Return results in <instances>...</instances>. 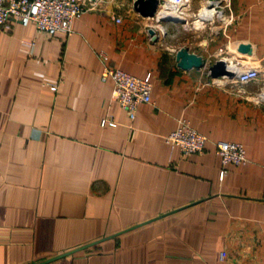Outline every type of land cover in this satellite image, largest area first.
Here are the masks:
<instances>
[{
	"label": "crops",
	"instance_id": "obj_1",
	"mask_svg": "<svg viewBox=\"0 0 264 264\" xmlns=\"http://www.w3.org/2000/svg\"><path fill=\"white\" fill-rule=\"evenodd\" d=\"M95 1L70 36L0 29V264H264V0H184L176 23ZM181 49L204 67L180 70ZM99 53L150 74L132 121ZM219 61L258 79H211ZM179 120L208 140L202 154L165 144ZM217 142L241 144L246 164L222 168Z\"/></svg>",
	"mask_w": 264,
	"mask_h": 264
},
{
	"label": "built area",
	"instance_id": "obj_2",
	"mask_svg": "<svg viewBox=\"0 0 264 264\" xmlns=\"http://www.w3.org/2000/svg\"><path fill=\"white\" fill-rule=\"evenodd\" d=\"M95 5V0H0V29L11 28L13 24L24 27L34 24L38 32L50 38L59 33L70 36L73 33L74 22L87 11L94 9ZM184 6V0H158L157 11L152 20L157 23L161 18L168 16L181 19ZM206 9L221 13V7L212 6L211 1H207ZM157 31L163 34L161 27H158ZM98 58L103 64L101 79L113 82L114 101L132 121L139 105L152 104L150 74L143 79L135 78L120 69L111 67L104 53H99ZM235 76L240 85H247L258 79V71L236 70ZM102 124L114 125L106 120ZM207 141L203 135L193 130L186 120H179L177 128L164 139L171 150L177 149L183 156L202 154ZM213 146L222 168L246 164V152L241 144L217 142ZM223 176L222 171L221 179ZM224 257L225 254L221 253L220 259Z\"/></svg>",
	"mask_w": 264,
	"mask_h": 264
},
{
	"label": "water",
	"instance_id": "obj_3",
	"mask_svg": "<svg viewBox=\"0 0 264 264\" xmlns=\"http://www.w3.org/2000/svg\"><path fill=\"white\" fill-rule=\"evenodd\" d=\"M158 7V0H136L134 4V10L145 19H153L155 17ZM183 20L174 17H164L159 20L162 22H182ZM149 36L156 37L155 31L150 29L148 31ZM250 52L248 45H240L238 47V53L247 55ZM177 67L182 71H190L192 69L199 70L204 67V63L201 57L191 54L187 49H181L176 53ZM208 75L211 79L228 78L234 79L236 76L231 72L224 61L216 62L208 69ZM64 257V256H61ZM48 263V262H46ZM43 263V264H46Z\"/></svg>",
	"mask_w": 264,
	"mask_h": 264
},
{
	"label": "bare ground",
	"instance_id": "obj_4",
	"mask_svg": "<svg viewBox=\"0 0 264 264\" xmlns=\"http://www.w3.org/2000/svg\"><path fill=\"white\" fill-rule=\"evenodd\" d=\"M214 14L217 17H218V15H219L220 18L222 17L221 13H219L218 11L208 10V9L203 12V15L201 17L203 19L207 20V19H211L212 17H214Z\"/></svg>",
	"mask_w": 264,
	"mask_h": 264
},
{
	"label": "rangeland",
	"instance_id": "obj_5",
	"mask_svg": "<svg viewBox=\"0 0 264 264\" xmlns=\"http://www.w3.org/2000/svg\"><path fill=\"white\" fill-rule=\"evenodd\" d=\"M206 10H207V9H206ZM221 16H222V15H221ZM214 17H216V18L218 19V20H217L216 18L214 19L216 25H219V23H220L219 20H220V21H223V16L220 18L219 15H218V17H217V16H215V14H214Z\"/></svg>",
	"mask_w": 264,
	"mask_h": 264
}]
</instances>
